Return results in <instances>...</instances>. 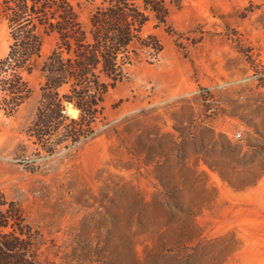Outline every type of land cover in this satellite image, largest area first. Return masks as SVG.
<instances>
[{
    "label": "rangeland",
    "instance_id": "obj_1",
    "mask_svg": "<svg viewBox=\"0 0 264 264\" xmlns=\"http://www.w3.org/2000/svg\"><path fill=\"white\" fill-rule=\"evenodd\" d=\"M162 1V51L109 91L93 139L47 154L28 136L55 35L0 109V192L35 264H264V0ZM73 5L85 24L93 2Z\"/></svg>",
    "mask_w": 264,
    "mask_h": 264
},
{
    "label": "trees",
    "instance_id": "obj_2",
    "mask_svg": "<svg viewBox=\"0 0 264 264\" xmlns=\"http://www.w3.org/2000/svg\"><path fill=\"white\" fill-rule=\"evenodd\" d=\"M85 24L73 0H0V20L9 45L0 59V109L14 112L27 98L24 79L40 58L42 39L56 42L39 70L40 101L28 136L47 154L73 148L96 136L110 90L128 77L127 69L151 63L162 51L146 26H166L162 0H91ZM76 111V117L68 110ZM36 234L12 202L0 192V264H35Z\"/></svg>",
    "mask_w": 264,
    "mask_h": 264
},
{
    "label": "built area",
    "instance_id": "obj_3",
    "mask_svg": "<svg viewBox=\"0 0 264 264\" xmlns=\"http://www.w3.org/2000/svg\"><path fill=\"white\" fill-rule=\"evenodd\" d=\"M236 136H237V137H239V136H240V134H239V133H237V134H236Z\"/></svg>",
    "mask_w": 264,
    "mask_h": 264
}]
</instances>
